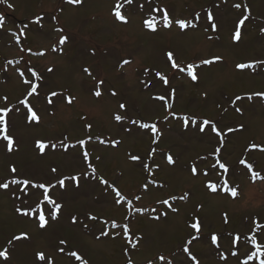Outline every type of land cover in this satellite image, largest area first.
<instances>
[{"label": "rangeland", "instance_id": "1", "mask_svg": "<svg viewBox=\"0 0 264 264\" xmlns=\"http://www.w3.org/2000/svg\"><path fill=\"white\" fill-rule=\"evenodd\" d=\"M7 2L14 8L0 4V15L5 18V26L0 30V97L7 96L8 101L5 105L0 100V108L19 107L20 110L9 114L8 134L14 138L15 146L12 153L0 146V180L11 176L10 165L16 166L17 177L36 182L55 183L58 177L70 175L81 179L79 188L73 190L69 183L62 196L58 188L53 191L63 207L58 220L50 221L45 230L15 212L20 202L11 192L16 191L17 186H11L9 191L0 190V250L8 246L7 241L14 234L26 231L31 237L28 241L14 242L9 248V260L0 261V264H41L35 258L36 252L52 257L55 264H79L67 256V249L77 251L87 264H128L129 260L132 264H168L169 261L193 264L182 251L185 246L199 264H241L246 260L251 245L240 247L233 256L231 252L237 249L229 250V240L240 234L241 243H244L245 234H253L254 219L264 224V179L253 182L251 174L238 163L240 159H246L255 172L264 176V152L245 151L251 143L264 147V100L257 96L247 99L253 93L264 92V63H261L264 62V31H261L264 28V0H144L142 11L123 12L128 24L116 21L111 15L117 0H82L79 5H69L65 0ZM236 3L241 5L240 9L233 7ZM153 7L166 9L174 20H191L196 28L181 33L176 27L164 30L158 25V31L152 33L143 27L142 21L150 18ZM244 8L248 9L247 13ZM208 12L215 17V32L208 26ZM196 14H199L198 19L194 18ZM38 15L42 17L39 26L32 23ZM151 15L159 18L161 14ZM243 15H249V19L241 27L240 39L234 41L235 26ZM24 25H28L27 29ZM22 30L26 34L21 37ZM62 35L68 39L64 45H59ZM17 38L20 43L16 42ZM53 47L57 51H52ZM28 49L46 54L32 55ZM166 51L174 52L181 64H199L201 60L215 56L221 60L197 68L199 79L192 82L186 75H172L166 65ZM123 59L131 62L121 67ZM8 60L19 63L8 65ZM241 63L253 67L237 69L236 65ZM27 68L36 70L44 78L39 82V97L30 98V104L40 118L39 123L33 124L26 123V110L18 105L27 87L18 72H25ZM49 68L53 69L51 73ZM85 68L91 75L83 71ZM157 71L169 76L167 88L154 79ZM27 77L30 73L26 72ZM98 80L104 81L100 98L92 95ZM172 89H175V99L169 102L177 117L218 122L222 131L227 126H244L243 131L225 138L221 151L222 162L230 168L226 179L230 186H238L236 198L222 189L215 194L205 190L206 180L216 182L220 179L215 171L208 177L191 175L193 166L201 172L211 170L214 161L210 154L219 146V138L207 129L200 133L198 124L190 123L185 129L182 120L170 116L165 119L167 113L163 102L153 97ZM53 91L62 95L53 98L54 103L49 105L45 96ZM112 91L117 95L112 96ZM237 95L242 99L232 105L231 101ZM64 97L75 99L69 105ZM121 102L126 104V112H120L118 105ZM237 107L241 113L235 111ZM117 112L141 122L156 123L161 131L158 143L152 144L150 132L138 130L128 120L117 124L112 119ZM82 116L87 119L82 120ZM88 123L92 125L90 132L85 129ZM88 136L92 140L85 148L95 168L94 175L114 184L135 207L145 209L143 213L129 216L130 234L142 237L135 249H130L122 236L116 239L111 235L100 236L101 229L105 228L104 221L115 220L119 224L129 221L124 219L128 214L126 206L114 205V194L93 178L91 169L82 159L84 149L77 141ZM98 139L121 143L113 148L100 144ZM37 140L49 145L43 155L35 148ZM62 141L67 149L62 146ZM52 144L56 145L55 149L51 148ZM152 149L155 154L149 160L148 153ZM130 154L140 156L153 167L154 174L149 176L144 172L140 163L129 159ZM168 155L175 160L174 165L167 163ZM156 165H159L158 169ZM52 167L58 170L56 174L51 172ZM148 180H155L157 185L164 187L149 185V190L144 192L142 185ZM185 192L190 193V197L179 199ZM136 194L141 195V200L134 199ZM173 195L177 197L172 202L179 209L177 213L159 203ZM35 199L28 200V204ZM164 212H167L166 216L152 219ZM225 213L227 224L224 223ZM89 215L98 220H89ZM72 216L78 217V225L71 223ZM196 218L202 223L199 234L188 227ZM212 233L222 237L219 248L210 243ZM193 235L199 238L188 244ZM255 235L258 243L264 245V230ZM60 240L67 242L65 254L57 251ZM125 248H129L128 256L124 255ZM221 252L226 260L220 259ZM161 256L163 260L159 259ZM248 264H258V260L253 258Z\"/></svg>", "mask_w": 264, "mask_h": 264}, {"label": "snow or ice", "instance_id": "2", "mask_svg": "<svg viewBox=\"0 0 264 264\" xmlns=\"http://www.w3.org/2000/svg\"><path fill=\"white\" fill-rule=\"evenodd\" d=\"M65 2L69 5L76 4L79 5L82 3V0H65ZM0 4H6V6L9 9H13L14 6L11 3H8L7 0H0ZM145 7L144 0H123V3L120 2V0H117V3L114 5L111 14L113 15L114 19L118 22H121L123 24H128L129 20L128 18L123 14V12L132 10L133 12L136 10L142 11ZM234 8L240 9L241 5L239 3H236L233 5ZM244 12L247 13L248 9L244 8ZM151 13H160L161 15L159 18L156 15H151ZM150 18H146L142 21V25L144 28L148 29L152 33H156L158 31V25L162 26L164 30H171L173 27H176L180 30L181 33H183L186 29H194L196 28V24L192 23L191 20L188 19H172L170 17L169 12L166 9L163 8H151ZM195 19L199 18V14H196L194 17ZM55 19V17H53ZM249 19V15H243L241 19L238 20L235 29H234V35L233 40L238 41L241 36V27L245 24V21ZM42 20L41 16H37L35 20L32 21V23L40 25ZM207 23L210 29L215 32L217 31V24L215 23V17L212 14V12L207 13ZM5 26V18L3 15H0V30H3ZM28 25H24V28L27 29ZM56 31H62L61 29H56ZM261 31H264V28L261 29ZM25 31H20L19 36H25ZM12 35L15 37L16 33H12ZM67 36L62 35L60 36L58 40L59 45H64L67 42ZM17 43H20L19 38L16 40ZM21 51H24V49H21ZM32 55L36 56H44L46 53L44 51H38V52H31V49L27 50ZM52 51H57L56 47L52 48ZM166 57V65L168 66L170 72L173 76H175L176 73H180L183 75H186L192 82H197L199 77L196 72V69L199 68L201 65H212L214 63H217L221 60V57L215 56L211 59H204L199 62V64L194 62H189L186 64L178 63L175 54L172 51H166L165 52ZM131 61L128 59H123L120 62V66L123 67L124 65L129 64ZM18 64L19 61H13L8 60L7 64ZM264 63V62H261ZM237 69L243 70L247 68H252V64H237ZM53 69L49 68L48 72H52ZM84 72L91 75V72L89 69L85 68L83 69ZM26 72L30 73V77L26 78ZM18 75L22 81V83L27 86L25 89V95L24 98L20 99L18 101V105L23 106V108L26 110L24 112V119L26 123L33 124V123H39L40 118L37 114V112L33 109V107L30 104V98L33 97H39V91L38 89L41 87V84L39 83L44 78L34 69L27 68L25 72H18ZM154 79L157 83L162 82L165 88L169 85V76L161 73L160 71H157L155 73ZM103 80H98L96 83L95 88L92 90V95L96 98H100L102 96L101 87L103 85ZM147 84V82H142ZM61 93H58L56 91L50 92L46 94L45 99L47 100V103L49 105H52L54 103V99L57 96H61ZM112 96H116L117 93L115 91L111 92ZM206 95V94H205ZM253 96L259 97L261 100H264V92H256L252 95H249L247 97L248 100H252ZM74 97H64V100L67 104L71 105L74 101ZM156 101H162L163 108L167 115L165 116V119H167L169 116L173 119H180L183 121V125L185 129L189 127V124L192 125H199L198 131L200 133H204L207 130H209L212 134L215 135V137L219 138V146H217L213 153H211V158L213 159V163L211 164V170H205L201 172L197 167L193 166L191 168V175L193 177L197 176H204L208 177L211 175L212 171H215L217 175L220 177V179L216 182H213L211 180H206L203 184V187L206 191L210 193H217L221 189L230 194L232 198H236L239 195L238 192V186L232 187L229 185L228 180L226 177L230 173V168L227 164L222 162L221 159V151L225 145V138L235 132H240L244 130L243 125H239L236 127L227 126L226 130L222 131L220 128H218L217 123L213 122L208 119H203L202 121H197L191 117L188 116H181L177 117L175 113L171 111L173 104L170 101L175 99V89H172L170 92H165L164 94L156 95L153 97ZM242 99L241 96L237 95L234 100L231 101L232 105H235L237 101H240ZM0 100H3L5 105L7 104L8 97H0ZM120 112H126L127 106L125 103L121 102L118 105ZM19 107L16 109L10 108V107H2L0 108V146H3L6 148L7 153H12L14 151L15 146V140L12 136L8 134L9 132V114L13 113V111L19 112ZM226 111V110H225ZM235 111L237 113H241L240 108H235ZM120 112H117L112 116V119L117 123L120 124L121 122L128 120L132 125L136 126L138 130H144L147 134L150 132L151 134V142L152 144L158 143L161 131L158 128L156 123H148V122H141L138 120H134L131 117H127L125 115H121ZM82 120H86V117H81ZM85 129L87 131L92 130V125L90 123L85 124ZM66 139V137H65ZM92 140L91 136H88L84 139H80L77 141V144L80 146L81 149H84L82 152V159L84 163L87 165V168L91 169V172L93 174L94 179H98L99 183L102 185H105L107 189H110L111 193L114 194L113 203L117 206H126L127 215H125L124 219L126 221H129V216H134L138 213H143L145 209L135 207L132 200L127 199L124 195H122L121 191L115 187L114 184L109 183L107 180L103 179L102 177H96L95 174V168H93L92 164L90 163V155L89 152L86 150L85 146ZM6 142V143H4ZM98 142L102 145H110L111 147L115 148L117 147L121 141L119 140H103L98 139ZM62 146L67 149V145H63V141L61 142ZM49 147V145L45 142L37 140L35 142V148L39 150L40 154H45V150ZM56 145L52 144L51 148L55 149ZM259 150L261 152H264V147L251 143L246 146L245 151H251V150ZM155 154V149H152L148 153V159L150 160L152 156ZM129 159L134 163H140L142 165L143 171L146 172L149 176H152L154 174V169L151 167L148 163L143 162L141 160L140 156L137 155H129ZM167 163L169 165H174L175 160L171 155H168L166 157ZM240 165H242L245 169H247L248 173L251 174V179L253 182L257 179H264V176H261L260 173L255 172L253 170V165L251 163H248L246 159H240L238 162ZM159 168V165H156V169ZM8 171L11 173V176L5 180H0V190L9 191L11 189V186H17L16 191H12L11 195L15 198V200L19 201L20 204H18L15 207V212L18 214V216L27 217L29 220L35 222L37 224V227L40 230H45L47 226L49 225L50 221H57L60 214L61 209L63 207L62 203L57 201V198L53 195V191L57 188L61 192V196L63 195V192H65L68 189V184L71 183L73 185V190L80 187V176L77 175H70V176H64V177H58L56 179L55 183L51 182H36L29 178H23V177H17V168L15 165H10ZM57 169L55 167L51 168V172L53 174L57 173ZM84 178H88V174H84ZM149 185H153L159 188H163L164 185L160 184L157 185L155 180H148L147 183H144L142 185V189L144 192H147L149 190ZM35 197L36 199L33 201L32 204H28V200ZM190 197V193L185 192L182 196L179 197L181 200H187ZM141 195L136 194L134 196V199L136 201L141 200ZM175 200H177V197L175 195L164 198L159 201L160 204L164 205L167 209L171 210L174 213H177L179 211L178 208L173 206V203ZM28 204L27 207H22L21 205ZM201 206H198L201 208ZM152 211H156L155 208L152 209ZM167 212L164 213H158L157 216H153L152 219H159V216H166ZM89 220L96 221L98 218L96 216L89 215ZM71 223L73 225H78L79 220L78 217L72 216L70 217ZM228 217L227 214H224V223L227 224ZM105 228L101 229L100 236L102 237H109L111 235L112 239H116L118 237H123L128 242L130 249H135L138 247L139 241L142 239L141 236H135L131 235V229H130V221L129 223H123L119 224L115 220L111 221H104ZM110 224V229L108 228V225ZM254 227L251 229V232L253 235H246L244 237V243H241L242 236L240 234L233 235L229 240L230 245V251L231 248H236L237 251L231 252V255L236 256L239 248L244 247L247 248L248 245H251V248L248 249V252L246 253L247 259L243 260L241 264H248L249 261L253 260V258H256L258 260V264H264V245H261L258 243L257 236L255 235L260 230H264V224H260L257 220H253ZM85 228H88V225H84ZM191 229L195 231V233L199 234L202 229V223L199 218H196L192 223L188 225ZM119 231H111V230H117ZM199 237L198 235L191 236V239L187 241L188 244H191L193 241L197 240ZM31 237L26 231H22L19 234H14L10 240L7 241V247H5L3 250H0V261L6 262L9 260V248L14 246V242L18 241H28ZM99 239V237H97ZM222 237L218 236L215 233L210 234V243L211 245L215 246L216 248L220 247V240ZM66 244L67 242L65 240H60L59 245H61L57 251L60 254H65L66 252ZM129 248L124 249V255H129ZM253 249L255 251H253ZM182 251L187 254L188 259L193 262V264H199L198 260H196L195 257H193L190 254V250L187 246L183 247ZM67 256L69 258H74L75 261H78L79 264H87V261L82 258V256L74 250L67 249ZM35 258L41 262V264H44L46 261V264H55V261L52 257H46L43 252H36ZM160 260H163L164 257H159ZM220 259L226 260V257L223 255V253H220ZM128 264H132L131 260L128 261ZM149 264H152V262H149ZM168 264H172L171 261L168 262Z\"/></svg>", "mask_w": 264, "mask_h": 264}]
</instances>
